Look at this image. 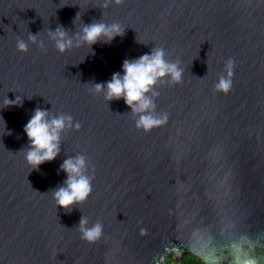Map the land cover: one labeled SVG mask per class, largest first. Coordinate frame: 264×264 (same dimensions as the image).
<instances>
[{
  "label": "water",
  "instance_id": "1",
  "mask_svg": "<svg viewBox=\"0 0 264 264\" xmlns=\"http://www.w3.org/2000/svg\"><path fill=\"white\" fill-rule=\"evenodd\" d=\"M96 22L123 35L76 46ZM58 27L73 39L63 53L49 36ZM153 47L183 72L155 85L154 115L166 119L146 131L92 84ZM229 58L225 93L215 85ZM37 107L80 124L39 171L20 151ZM0 117V264H165L171 252L232 264L240 242L264 264V0H0ZM78 154L92 190L69 210L51 191ZM82 216L101 224L97 241L81 239Z\"/></svg>",
  "mask_w": 264,
  "mask_h": 264
},
{
  "label": "clouds",
  "instance_id": "2",
  "mask_svg": "<svg viewBox=\"0 0 264 264\" xmlns=\"http://www.w3.org/2000/svg\"><path fill=\"white\" fill-rule=\"evenodd\" d=\"M123 35V30L119 23L106 24L96 22L85 24L76 36V46L84 43L90 48L98 41L110 43L116 36ZM49 36L54 40L56 49L63 53L73 47V39L69 37L63 27H58L49 32ZM29 40L35 42L36 36L30 35ZM16 47L20 51H27L28 44L23 40L16 41ZM165 50L161 47H153L149 52L133 59H125L121 65V71L114 72L111 78L104 82L93 83V91L102 93L108 101L113 99H123L132 114L137 118L136 127L149 130L153 126L160 125L166 117L158 118L154 115L155 104L153 98L158 95L155 85L164 82V78L169 83H179L182 79L183 69L178 62H173L165 58ZM234 61L229 58L225 62L226 76L222 75L215 85L216 90L227 93L231 88V75ZM21 98L18 96L14 100L6 97L5 104H19ZM0 120L5 121L3 117ZM80 127L79 122H74L73 118L67 114H52L46 109L35 108L32 115L23 125V132L27 136V147L23 151L26 162L32 169L39 171V165L53 160L60 151L61 133L66 128ZM10 134V130H9ZM87 160L82 154L75 157L66 158L60 165V169L66 174L62 185L51 191L56 205L69 209L83 202L91 193V179L87 174ZM78 230L81 239L89 243L97 241L102 235L100 223L88 225L86 217L79 220ZM232 264H257L249 251L244 247V243H233L231 245Z\"/></svg>",
  "mask_w": 264,
  "mask_h": 264
},
{
  "label": "trees",
  "instance_id": "3",
  "mask_svg": "<svg viewBox=\"0 0 264 264\" xmlns=\"http://www.w3.org/2000/svg\"><path fill=\"white\" fill-rule=\"evenodd\" d=\"M167 264H174V263L172 262V260H168ZM177 264H205V263L202 262L197 257H195L194 255L187 253L182 256L181 261L178 262Z\"/></svg>",
  "mask_w": 264,
  "mask_h": 264
},
{
  "label": "rangeland",
  "instance_id": "4",
  "mask_svg": "<svg viewBox=\"0 0 264 264\" xmlns=\"http://www.w3.org/2000/svg\"><path fill=\"white\" fill-rule=\"evenodd\" d=\"M182 259V256H176L174 253L171 252L170 255H165L164 258H163V261L165 264H167V261L168 260H172V262L174 264H177L178 262H180Z\"/></svg>",
  "mask_w": 264,
  "mask_h": 264
},
{
  "label": "bare ground",
  "instance_id": "5",
  "mask_svg": "<svg viewBox=\"0 0 264 264\" xmlns=\"http://www.w3.org/2000/svg\"><path fill=\"white\" fill-rule=\"evenodd\" d=\"M181 256V255H180Z\"/></svg>",
  "mask_w": 264,
  "mask_h": 264
}]
</instances>
